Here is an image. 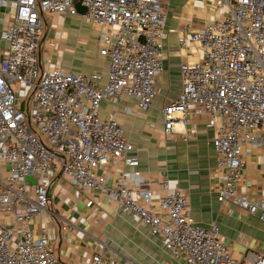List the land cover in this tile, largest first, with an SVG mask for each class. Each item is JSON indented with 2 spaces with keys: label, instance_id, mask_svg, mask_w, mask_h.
<instances>
[{
  "label": "built area",
  "instance_id": "built-area-1",
  "mask_svg": "<svg viewBox=\"0 0 264 264\" xmlns=\"http://www.w3.org/2000/svg\"><path fill=\"white\" fill-rule=\"evenodd\" d=\"M73 1L0 0V164L8 166L0 181V264H61L45 229L33 237L34 218L49 213L56 176L77 193L107 196L185 264H264V253H247L242 262L229 258L217 223L200 225L182 191L163 196L156 210L120 123L99 116L103 100L121 96L134 99L139 112L151 108L163 72V0H82V17L100 31L98 55L108 59L103 88L96 73L42 70L44 15L75 16ZM214 1L218 15L178 39L202 57L180 67L181 91L160 110L164 132L173 136L175 125L195 108L206 115V127L216 132V167L225 171L217 201L250 215L259 212L264 221V202L238 193L244 182L243 146L264 142L258 137L264 128V0ZM17 86L26 92L25 113ZM29 102L36 114L29 113ZM110 163L124 170L108 185L104 168ZM92 264H103L102 257L94 256Z\"/></svg>",
  "mask_w": 264,
  "mask_h": 264
},
{
  "label": "crops",
  "instance_id": "crops-1",
  "mask_svg": "<svg viewBox=\"0 0 264 264\" xmlns=\"http://www.w3.org/2000/svg\"><path fill=\"white\" fill-rule=\"evenodd\" d=\"M164 26L163 72L156 80L157 94L146 112L137 110L136 101L121 96L103 100L99 116L116 119L126 140L133 146L144 187L152 194L156 210L160 199L182 191L191 216L202 226L217 223L219 235L229 258L244 261L247 253H264V221L259 212L250 215L231 202L217 201L225 171L217 169L212 147L215 130L206 127L207 116L192 110L173 136L164 132L161 109L174 101L181 91L180 67L201 60L202 54L180 37L189 28L196 29L217 15L214 0H163ZM0 15V25H1ZM45 31L40 46L42 70L59 68L65 72L101 76L99 87L107 81L108 59L98 55L100 31L81 14L75 16L46 14ZM0 43V48H3ZM264 140V128L258 133ZM244 182L238 193L250 201L264 202V142L244 145ZM123 166L110 163L104 168L111 185ZM128 170V169H125ZM8 166L0 164V181ZM101 172V171H99ZM49 213L33 220V237L45 229L50 248L61 264H92L94 256L103 264H185L171 257L161 239L150 235L146 226L118 209L99 191L77 193L62 176H56L49 189ZM92 202L91 206L87 204Z\"/></svg>",
  "mask_w": 264,
  "mask_h": 264
},
{
  "label": "rangeland",
  "instance_id": "rangeland-1",
  "mask_svg": "<svg viewBox=\"0 0 264 264\" xmlns=\"http://www.w3.org/2000/svg\"><path fill=\"white\" fill-rule=\"evenodd\" d=\"M0 43H1V42H0ZM18 90H19V89H18V86H17V87L15 88V93H16V95L19 93V94H18L19 99L21 98V99L23 100V101H20V104H21V106H22L21 110L25 113V105H26V100H27V98H26V92L23 91V90H20V92H19ZM32 111H34L35 114H36L37 109H36L35 105L32 104V102H29V113L31 114ZM36 123H37V122H36V118H34V117L31 116V126H32V129H33L34 131L37 130Z\"/></svg>",
  "mask_w": 264,
  "mask_h": 264
},
{
  "label": "water",
  "instance_id": "water-1",
  "mask_svg": "<svg viewBox=\"0 0 264 264\" xmlns=\"http://www.w3.org/2000/svg\"><path fill=\"white\" fill-rule=\"evenodd\" d=\"M73 6L76 9L78 14L83 15L86 12V8L82 5V0H74Z\"/></svg>",
  "mask_w": 264,
  "mask_h": 264
}]
</instances>
